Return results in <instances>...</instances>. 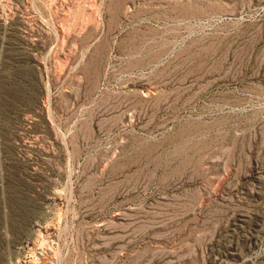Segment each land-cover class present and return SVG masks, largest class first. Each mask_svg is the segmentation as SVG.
Instances as JSON below:
<instances>
[{
	"label": "rangeland",
	"instance_id": "374dc122",
	"mask_svg": "<svg viewBox=\"0 0 264 264\" xmlns=\"http://www.w3.org/2000/svg\"><path fill=\"white\" fill-rule=\"evenodd\" d=\"M0 264H264V0H0Z\"/></svg>",
	"mask_w": 264,
	"mask_h": 264
}]
</instances>
